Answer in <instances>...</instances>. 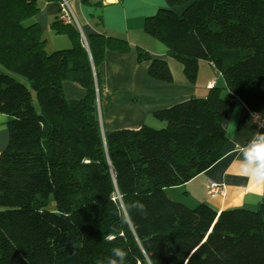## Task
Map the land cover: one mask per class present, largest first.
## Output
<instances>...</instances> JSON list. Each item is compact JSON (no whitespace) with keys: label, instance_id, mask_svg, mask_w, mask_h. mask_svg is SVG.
<instances>
[{"label":"trees","instance_id":"1","mask_svg":"<svg viewBox=\"0 0 264 264\" xmlns=\"http://www.w3.org/2000/svg\"><path fill=\"white\" fill-rule=\"evenodd\" d=\"M165 4L144 20V31L166 46L190 83L204 61L225 88L154 112L162 129L103 133L98 68L106 51L128 52L127 42L93 34L85 49L76 28L57 21L52 28L72 45L48 54L40 28L28 24L36 1L0 0V66L7 71L0 69V113L9 132L0 153V264H108L115 248L126 252L125 264H264V183L255 210L189 208L164 192L219 159L232 98L264 114V0ZM136 59L148 62L151 78L172 81L165 61L140 48ZM65 81L85 96L66 100Z\"/></svg>","mask_w":264,"mask_h":264},{"label":"crops","instance_id":"2","mask_svg":"<svg viewBox=\"0 0 264 264\" xmlns=\"http://www.w3.org/2000/svg\"><path fill=\"white\" fill-rule=\"evenodd\" d=\"M35 1L39 11L28 20V24L33 23L40 28L45 52L49 54L70 48L72 42L68 36L52 28V24L59 21L60 0ZM66 1L75 19L70 26L75 27L80 36L86 39L93 34H105L123 39L129 46L126 53L106 51L98 68L101 89L109 92L98 109L103 133L136 129L142 125L152 128L163 126V122L153 117L154 112L191 97L204 98L214 86L225 88L221 74L204 61L199 62L196 80L190 83L183 74L182 65L167 54L166 46L144 31V20L167 8L165 0ZM173 11L181 13L182 8H174ZM137 48L165 61L172 81L166 83L151 78L148 62L136 59ZM0 69L7 73L1 66ZM18 81L25 85L22 79ZM62 90L66 100H81L85 96V90L70 81L63 82ZM7 122L8 117L0 113V153L8 144ZM222 127L226 140L219 159L184 185L165 189V195L170 200L189 208L204 203L217 212L227 209L255 210L261 202L264 182L257 183L243 167V150L257 133H264V127L256 130L252 112L238 98L230 100L223 115ZM210 182L222 185L223 195L210 196L207 190Z\"/></svg>","mask_w":264,"mask_h":264},{"label":"clouds","instance_id":"3","mask_svg":"<svg viewBox=\"0 0 264 264\" xmlns=\"http://www.w3.org/2000/svg\"><path fill=\"white\" fill-rule=\"evenodd\" d=\"M244 161L243 167L250 172L257 183L264 182V133H257L250 144L243 150ZM133 206L140 213H144L145 206L142 203L135 202ZM122 209L127 210L129 206L124 204ZM130 216L127 214L124 216V220L127 221ZM113 255L115 258H110L108 264H125L126 252L120 248L113 249Z\"/></svg>","mask_w":264,"mask_h":264},{"label":"built area","instance_id":"4","mask_svg":"<svg viewBox=\"0 0 264 264\" xmlns=\"http://www.w3.org/2000/svg\"><path fill=\"white\" fill-rule=\"evenodd\" d=\"M58 18L59 21L63 24L71 25L75 23L74 16L66 0H60ZM80 37L84 48L87 49L86 39L83 35H81ZM108 94L109 92L106 89H102L100 93L96 91L95 103L97 104L98 109L100 107V104L106 101ZM252 120L257 131L261 130L264 127V114L252 113ZM207 190L210 196L223 195L224 193L223 186L214 182L208 183Z\"/></svg>","mask_w":264,"mask_h":264},{"label":"rangeland","instance_id":"5","mask_svg":"<svg viewBox=\"0 0 264 264\" xmlns=\"http://www.w3.org/2000/svg\"><path fill=\"white\" fill-rule=\"evenodd\" d=\"M8 74H10L11 76H15L18 80H20V79H22L20 76H18V75H16V74H13V73H9L8 72ZM22 81L25 83V86L31 91V88H30V85H29V83H28V81L27 80H24V79H22ZM32 93V104H33V106H34V108H35V110L36 111H38V104H37V102H36V99H35V97H34V94H33V92H31ZM100 93V92H99ZM96 104V103H95ZM96 107H97V104H96ZM97 113H98V108H97ZM165 127V123L163 122V126H160V127H157V128H153V129H156V130H158V129H162V128H164ZM150 128H152V127H150ZM49 204H48V208L49 209H53V202H52V197H49Z\"/></svg>","mask_w":264,"mask_h":264},{"label":"bare ground","instance_id":"6","mask_svg":"<svg viewBox=\"0 0 264 264\" xmlns=\"http://www.w3.org/2000/svg\"><path fill=\"white\" fill-rule=\"evenodd\" d=\"M102 90V89H101ZM96 91L98 92V90L96 89Z\"/></svg>","mask_w":264,"mask_h":264}]
</instances>
